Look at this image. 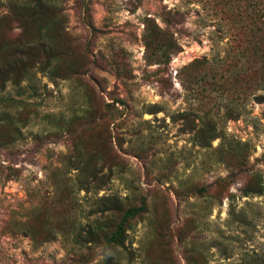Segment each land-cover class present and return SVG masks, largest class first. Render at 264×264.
I'll return each mask as SVG.
<instances>
[{
	"label": "rangeland",
	"instance_id": "rangeland-1",
	"mask_svg": "<svg viewBox=\"0 0 264 264\" xmlns=\"http://www.w3.org/2000/svg\"><path fill=\"white\" fill-rule=\"evenodd\" d=\"M80 1V73L0 92V264H264V0ZM109 198L145 210L105 248Z\"/></svg>",
	"mask_w": 264,
	"mask_h": 264
},
{
	"label": "trees",
	"instance_id": "trees-1",
	"mask_svg": "<svg viewBox=\"0 0 264 264\" xmlns=\"http://www.w3.org/2000/svg\"><path fill=\"white\" fill-rule=\"evenodd\" d=\"M59 2L60 0H0V7L6 5L8 14L12 18L13 27H10V31L14 29L19 31L12 40L0 39V92L5 90L7 84L18 87L34 70L46 74L51 81L66 77L67 74L73 76L80 73L82 61L65 42L68 41L64 30L65 15ZM78 3L83 10L86 26L90 32H95L90 20L88 0H81ZM161 34L164 33L156 34L155 30H152L146 41L147 46L149 47V43ZM171 44L167 48L174 47ZM259 52L255 50V53ZM81 57L84 59L83 56ZM260 83L264 85V77ZM89 114L91 116V113ZM5 145L0 141V147ZM78 174L79 183L86 185L88 182L81 177L82 172L79 171ZM92 179L97 180L96 175H93ZM203 191L204 189L199 190L200 193ZM243 193L244 195L260 194L261 191L246 185ZM144 210L143 203L139 207L122 210L116 200L105 199L99 213L103 215L117 212L121 214L120 219L112 230L110 227L105 231L108 226L106 223H101L97 231L88 234V242H103L105 248L122 246L127 238V224ZM100 237L103 241L98 240ZM105 262L117 264L109 255L105 256Z\"/></svg>",
	"mask_w": 264,
	"mask_h": 264
}]
</instances>
